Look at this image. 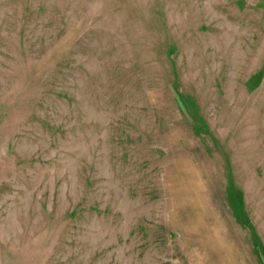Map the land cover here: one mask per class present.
Masks as SVG:
<instances>
[{"label": "rangeland", "instance_id": "1", "mask_svg": "<svg viewBox=\"0 0 264 264\" xmlns=\"http://www.w3.org/2000/svg\"><path fill=\"white\" fill-rule=\"evenodd\" d=\"M0 264H264V0H0Z\"/></svg>", "mask_w": 264, "mask_h": 264}]
</instances>
